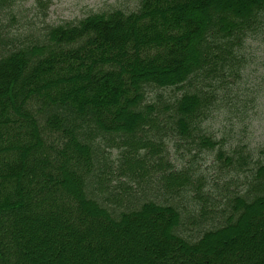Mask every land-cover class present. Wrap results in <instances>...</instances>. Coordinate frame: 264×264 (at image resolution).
Here are the masks:
<instances>
[{"label": "trees", "instance_id": "1", "mask_svg": "<svg viewBox=\"0 0 264 264\" xmlns=\"http://www.w3.org/2000/svg\"><path fill=\"white\" fill-rule=\"evenodd\" d=\"M18 1L0 0V264H264V163L211 131L252 108L264 0H134L59 24ZM214 150L224 177L204 181Z\"/></svg>", "mask_w": 264, "mask_h": 264}, {"label": "rangeland", "instance_id": "2", "mask_svg": "<svg viewBox=\"0 0 264 264\" xmlns=\"http://www.w3.org/2000/svg\"><path fill=\"white\" fill-rule=\"evenodd\" d=\"M133 3L134 0H19L17 6L21 16L35 23L43 21L59 24L76 21L101 8L119 5L131 7ZM248 52L251 63L246 70L248 74L244 94L254 99L250 104L252 108L246 115L231 120L216 116L212 120L211 131L217 139H225L226 151L233 157L237 152L236 148L245 146V150H250L254 163H264V30L250 43ZM169 153L170 158L175 161L174 167L180 168L185 162L181 161L186 158L184 154L173 148H170ZM216 162L215 150L205 152L197 158L199 171L204 173V181L207 178L211 180L212 176L218 179L224 177L220 171L221 163ZM238 178L240 180L242 175L238 174ZM228 194L230 195V191ZM177 204L184 205V200H177Z\"/></svg>", "mask_w": 264, "mask_h": 264}]
</instances>
